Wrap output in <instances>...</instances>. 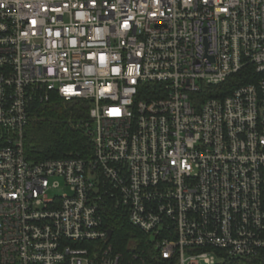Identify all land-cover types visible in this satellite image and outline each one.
Instances as JSON below:
<instances>
[{"label": "built area", "instance_id": "obj_1", "mask_svg": "<svg viewBox=\"0 0 264 264\" xmlns=\"http://www.w3.org/2000/svg\"><path fill=\"white\" fill-rule=\"evenodd\" d=\"M53 94L89 157L27 158ZM263 259L264 0H0V264Z\"/></svg>", "mask_w": 264, "mask_h": 264}, {"label": "trees", "instance_id": "obj_2", "mask_svg": "<svg viewBox=\"0 0 264 264\" xmlns=\"http://www.w3.org/2000/svg\"><path fill=\"white\" fill-rule=\"evenodd\" d=\"M247 74L243 71L231 77L223 86L224 90L210 89V96L218 97L221 94L220 91H225L224 95H227L237 87L252 82L255 76L252 79H246ZM88 118L89 112L84 103H65L56 94H53L47 103L35 104L24 134L27 158L38 162L77 154L89 157L92 142L89 134L82 127L83 122H86ZM117 231L118 247L127 251L129 239H132L136 232L127 223L117 227ZM261 264H264V259Z\"/></svg>", "mask_w": 264, "mask_h": 264}, {"label": "rangeland", "instance_id": "obj_3", "mask_svg": "<svg viewBox=\"0 0 264 264\" xmlns=\"http://www.w3.org/2000/svg\"><path fill=\"white\" fill-rule=\"evenodd\" d=\"M63 194V191H57V192H50L49 195L51 197H54L55 195L56 196H61Z\"/></svg>", "mask_w": 264, "mask_h": 264}]
</instances>
